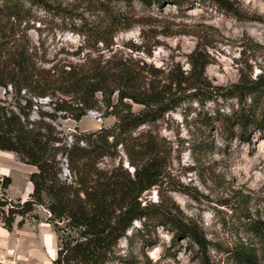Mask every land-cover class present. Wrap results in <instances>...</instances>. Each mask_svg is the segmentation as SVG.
Listing matches in <instances>:
<instances>
[{
    "label": "trees",
    "instance_id": "trees-1",
    "mask_svg": "<svg viewBox=\"0 0 264 264\" xmlns=\"http://www.w3.org/2000/svg\"><path fill=\"white\" fill-rule=\"evenodd\" d=\"M25 1L49 7L46 0H0V87L5 95L0 98V151L11 152L34 170L28 175L31 191L24 199L8 198L5 189L11 179L2 177V226L10 231L18 217L16 226L21 228L28 220H40L36 211L44 210V221L57 238L54 264L119 261L116 247L121 239L138 237L142 247L153 246L157 226L167 228L174 242L187 238L196 246L200 264H216L208 254L211 246L233 264H264V217L257 210V214L250 212V196L240 194L239 204L233 208L245 238L219 247L167 193L190 194V187L167 170L171 147L162 146L149 130L135 134L142 125L195 103L198 122L218 127L225 140L250 142L255 133L264 137V69L255 75L242 74L227 85L213 84L204 74L210 58L197 45L188 54L187 72L176 68L162 79L145 61L115 54L108 58L88 54L80 63L45 67L21 32L28 18ZM119 3L123 7L114 10L111 5ZM135 3L159 9L166 4L180 8L204 3L240 21L259 20L239 10L235 0H100L95 9L104 14V22L81 24L84 28L77 29V34L82 35V42L74 54L89 39L93 46L101 45L97 52L113 45L115 34L134 24L130 12ZM46 96L51 111L39 109L37 99ZM131 103L141 109L133 111ZM225 103L229 104L227 111L222 108ZM101 107L103 114L115 117L112 126L82 132L75 129L69 135L57 128L61 116L79 122L87 110L100 111ZM213 143L208 135L197 143V150L211 152ZM120 150L130 170L122 166L121 158L110 168L99 166L105 157H119ZM152 188L157 200L143 199L144 192Z\"/></svg>",
    "mask_w": 264,
    "mask_h": 264
},
{
    "label": "rangeland",
    "instance_id": "rangeland-1",
    "mask_svg": "<svg viewBox=\"0 0 264 264\" xmlns=\"http://www.w3.org/2000/svg\"><path fill=\"white\" fill-rule=\"evenodd\" d=\"M46 1L48 8L25 1L28 18L21 25L23 36L35 47L39 63L45 67L80 63L88 54L91 57L101 54L102 58L115 54L145 61L157 69L162 79L176 68L187 72L188 54L197 45L210 58L204 74L213 84L227 85L236 82L242 74L255 75L264 69V0H235L239 10L258 17L257 21L237 20L204 3L180 8L166 4L160 9L135 3L130 12L134 24L118 31L113 45L97 52L101 45L93 46V40L89 39L78 54L74 53L82 42V35L77 34V29L84 28L81 24L104 22V14L95 9L100 0ZM111 6L114 10L123 7L121 3ZM131 45L136 48L131 49ZM4 96L0 87V98ZM37 101L40 110L51 111L49 97ZM222 108L227 111L229 104ZM131 109L138 111L141 106L131 103ZM103 111L104 107L100 111L87 110L79 122L61 114L56 125L66 135L75 129L82 132L112 126L115 117ZM197 111L195 103L177 108L156 122L142 125L135 134L149 130L162 146L171 147L167 170L176 181L190 187V194L167 193L183 214L197 220L208 240L226 248L245 238L233 211L240 194L250 196L251 213L259 212L264 217V137L255 133L250 142L243 143L237 138L225 140L218 127H206L198 122ZM208 135L214 149L201 154L196 145ZM118 155L115 159L103 158L99 166L110 168L121 158L122 166L130 170L126 155L121 150ZM33 170L32 165L20 162L11 152L0 151V182L4 175L11 179L5 189L8 198H26L31 191L28 175ZM143 195V199L153 201L158 196L153 188ZM36 212L40 220H28L21 228L16 226L18 217L10 231L0 222V264H54L57 238L51 225L44 221L45 211L38 208ZM154 235L156 243L150 247H142L138 237L130 241L121 239L116 247L121 259L109 264H200L196 246H191L187 238L174 242L171 232L160 226L155 228ZM208 254L216 264H233L212 246Z\"/></svg>",
    "mask_w": 264,
    "mask_h": 264
},
{
    "label": "crops",
    "instance_id": "crops-1",
    "mask_svg": "<svg viewBox=\"0 0 264 264\" xmlns=\"http://www.w3.org/2000/svg\"><path fill=\"white\" fill-rule=\"evenodd\" d=\"M23 198V197H22Z\"/></svg>",
    "mask_w": 264,
    "mask_h": 264
}]
</instances>
